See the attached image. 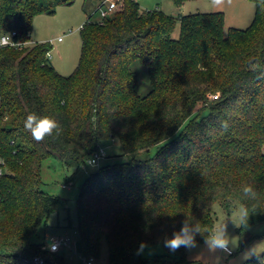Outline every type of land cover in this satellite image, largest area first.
<instances>
[{
	"label": "trees",
	"instance_id": "obj_1",
	"mask_svg": "<svg viewBox=\"0 0 264 264\" xmlns=\"http://www.w3.org/2000/svg\"><path fill=\"white\" fill-rule=\"evenodd\" d=\"M102 1L79 30V63L67 77L47 58L49 42L0 50V264H33L36 256L65 264L34 241L62 204L41 190L42 165L56 158L77 172L108 139L129 159L98 168L82 185L83 257L99 258L105 240L108 264H200L187 261L184 248L164 247L183 222L199 227L196 244L215 228L214 203L247 208L240 236L264 222V0H248L251 24L227 33L222 12L175 17L122 0L100 19ZM73 3L0 0L1 29L26 41L37 16ZM134 66L145 69V81ZM29 113L55 118L61 134L35 141L24 128ZM156 245L164 255L143 257Z\"/></svg>",
	"mask_w": 264,
	"mask_h": 264
},
{
	"label": "rangeland",
	"instance_id": "obj_2",
	"mask_svg": "<svg viewBox=\"0 0 264 264\" xmlns=\"http://www.w3.org/2000/svg\"><path fill=\"white\" fill-rule=\"evenodd\" d=\"M101 0H74L70 6H60L52 15H39L34 19L31 31V40L37 43L51 42L50 63L55 70L62 76L71 75L78 66L81 53V37L79 30L85 23L87 15H91L97 8ZM145 11H161L167 15L179 16L196 13H217L222 12L225 17L224 31L234 28L245 30L251 24L255 5L248 0H224V3L215 6L211 0H186L182 6H177L174 0H134ZM122 0L119 2V4ZM99 17L95 16L93 20ZM179 37V25L172 34V38ZM62 38L61 43L55 40ZM140 75V79L145 81L147 74L144 68L134 66ZM149 91V86L145 83L140 87L142 95ZM100 148L104 150L105 158L101 159L98 167L86 165L79 171L67 169L58 159L51 158L42 165L41 190L60 197L62 204L57 213L51 215L48 219L47 231L40 228L35 242H47V236L55 238L57 236L69 235L73 240L71 249H63L60 255H63L65 264H83V254L80 237L77 229V200L80 190L86 178L96 172L98 168L116 163L127 162L129 157L123 154L121 145L116 140H105ZM157 147L150 150L149 153L141 152L137 157L145 159L155 154ZM73 179L69 183L67 177ZM243 208L241 204H233L231 209H227L221 203H214L211 211L215 219V228L224 226L229 238L235 242L230 256L223 252H210L205 243H197L191 250H184V257L189 262L200 264H257L251 260L242 261L241 254L245 249L257 244L264 247V222L253 225L247 229L242 236L237 232L240 227L239 211ZM69 225V227H68ZM76 232V234H74ZM143 257L152 259L155 256L165 254L164 249L159 246H148L143 249ZM264 253H261L262 255ZM93 264H108V249L105 240L102 241L101 253L99 258L94 259ZM147 264H161L149 262Z\"/></svg>",
	"mask_w": 264,
	"mask_h": 264
},
{
	"label": "clouds",
	"instance_id": "obj_3",
	"mask_svg": "<svg viewBox=\"0 0 264 264\" xmlns=\"http://www.w3.org/2000/svg\"><path fill=\"white\" fill-rule=\"evenodd\" d=\"M211 3L215 6H219L224 3V0H211ZM24 128L29 132L32 138L41 142L45 137L60 135L62 132V126L53 117L44 115L40 116L36 113H29L24 120ZM246 194H253L254 189L251 186H246L244 188ZM249 217V212L247 208H241L239 211V221L243 226H247V221ZM200 231L199 227H191L187 221L183 222L181 228L175 231L170 238L165 239L164 247L168 248L171 252H176L180 248L191 250L195 248V234ZM205 245L210 252H223L225 255L230 256L233 251V246L235 244L232 241L226 231L224 226L217 227L213 230L204 241ZM59 248L58 242L52 238L51 243L46 246V250L57 251ZM261 253H264V247H260L257 244H252L248 246L245 251L241 254L240 259L242 261H247L255 258L258 264H264V258H261Z\"/></svg>",
	"mask_w": 264,
	"mask_h": 264
},
{
	"label": "built area",
	"instance_id": "obj_4",
	"mask_svg": "<svg viewBox=\"0 0 264 264\" xmlns=\"http://www.w3.org/2000/svg\"><path fill=\"white\" fill-rule=\"evenodd\" d=\"M121 0H103L102 3L100 4L99 9V17L100 19H103L107 16H110L118 7V3ZM82 27V26H81ZM81 29V28H80ZM58 42L62 41V38L57 39ZM51 44V42H49ZM35 44L30 40V38L26 41L20 40L17 36L16 31H11V32H5L1 29L0 25V50L5 49V48H13V49H22L23 47L27 45H33ZM47 58L51 59L50 53L47 54ZM1 71H0V92H1ZM218 95L213 96V99H217ZM105 158V153L104 150L101 148H98L91 156L86 160V165L93 166V167H98L99 162L101 159ZM0 175H2V169L0 168ZM76 234V232H74ZM58 244L59 248L57 251H49L50 253L57 254L63 249H71L73 245V240L69 235H64V236H57L54 238ZM52 238H50V241ZM48 245V244H47ZM45 258L41 256H36L32 259L33 264H47ZM83 264H93L94 259L93 258H85L83 257L82 259Z\"/></svg>",
	"mask_w": 264,
	"mask_h": 264
},
{
	"label": "water",
	"instance_id": "obj_5",
	"mask_svg": "<svg viewBox=\"0 0 264 264\" xmlns=\"http://www.w3.org/2000/svg\"><path fill=\"white\" fill-rule=\"evenodd\" d=\"M49 243H51V241L50 240H47V244H49ZM46 263L47 264H54L51 260H46Z\"/></svg>",
	"mask_w": 264,
	"mask_h": 264
},
{
	"label": "crops",
	"instance_id": "obj_6",
	"mask_svg": "<svg viewBox=\"0 0 264 264\" xmlns=\"http://www.w3.org/2000/svg\"><path fill=\"white\" fill-rule=\"evenodd\" d=\"M99 2H100V1H99ZM99 2H98V4H99ZM97 6H98V5H97ZM30 40H31V35H30ZM31 41H32V40H31ZM55 41H56L57 43H61V42H62V41H61V42H58L57 40H55ZM32 42H34V41H32ZM34 43H37V42H34ZM46 238H47L48 240H50L51 237L47 236ZM46 243H47V242H46Z\"/></svg>",
	"mask_w": 264,
	"mask_h": 264
}]
</instances>
